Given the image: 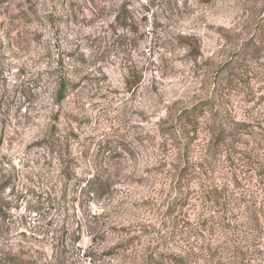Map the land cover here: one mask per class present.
<instances>
[{"label": "rangeland", "instance_id": "obj_1", "mask_svg": "<svg viewBox=\"0 0 264 264\" xmlns=\"http://www.w3.org/2000/svg\"><path fill=\"white\" fill-rule=\"evenodd\" d=\"M263 22L264 0H0V264H264Z\"/></svg>", "mask_w": 264, "mask_h": 264}, {"label": "trees", "instance_id": "obj_2", "mask_svg": "<svg viewBox=\"0 0 264 264\" xmlns=\"http://www.w3.org/2000/svg\"><path fill=\"white\" fill-rule=\"evenodd\" d=\"M116 20L118 22H120L121 24H123L124 26H127V24L129 25V23H128L129 18H127V17H124V16L119 17L118 16L116 18ZM256 31L257 32L255 34L254 39H255L256 43L258 44V46L260 45L261 47L256 48V47H254V45L253 46L252 45L251 46L246 45V46H248L247 47L248 49H246L245 55L250 54L251 56L255 57L256 55H258L260 52L263 51V50H261V48H262V45L264 44V22L260 23L258 25ZM236 62H240V60H238ZM241 65H242L241 63L240 64L235 63V65H234L235 71H238L240 69L242 70ZM230 76H231V74H230ZM65 98H66L65 89L61 88V86H60L56 92V100L58 102H61ZM213 106H214V101H213V99L210 98V99H208L207 103L206 102L204 103V105L197 104L191 110L184 111V112H181L178 115H176V119H175L176 125L172 129L173 132H171V139H177V141L185 140V142L182 145H180V143H178L179 144V147H177L178 151L181 152V150H182L184 152V150L192 144V140L189 141L187 139V135L189 134L187 129L189 127H191L192 125L197 124L198 119L202 115V109L204 107H209L212 110ZM195 133L196 132L194 131L193 134H195ZM212 134H214V133H212ZM186 162H187V159H184L183 164H187ZM179 173L184 178L185 174H187V166H186V169H181ZM87 184H89V187H90L89 193L92 194L93 196H96V197L106 195L109 192L110 187L112 186V182H111L110 178L109 179H101L98 176H96V177L94 176L89 181V183H87ZM182 189H184V187L178 185L177 190H178L179 195L181 194ZM211 191L214 195L215 191L213 189ZM219 198H222V197H219ZM223 198L226 199V197H223ZM220 201H221V199H217L215 196L211 200V202L213 204L218 205V206L220 205ZM185 205H186V203L181 204L182 207ZM174 212L175 211H170L167 214V216L172 218L173 215L175 214ZM167 222L169 224V227L168 226L166 227V231H165V233L162 234L160 239L167 237L168 240L171 242L174 240L175 236L177 237V236H179V234L175 235V233H174L175 230H177V225H175V218L173 217L172 219H167ZM160 234L161 233H159V235ZM159 235H158V237H159ZM166 246L167 245H165V247ZM161 250H163L162 246H159V247H156L154 251L149 252L147 254L148 256L146 257L144 264H164V257H163V253ZM234 257L237 258V256H234ZM17 260H18L17 258H15L13 256H9V257H7V259L4 260L3 264H17V262H18ZM173 264H177V263H173Z\"/></svg>", "mask_w": 264, "mask_h": 264}]
</instances>
